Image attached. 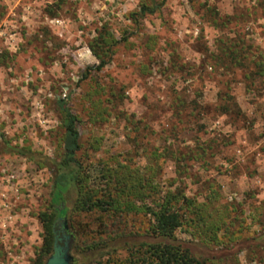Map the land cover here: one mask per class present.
<instances>
[{"label":"rangeland","instance_id":"rangeland-1","mask_svg":"<svg viewBox=\"0 0 264 264\" xmlns=\"http://www.w3.org/2000/svg\"><path fill=\"white\" fill-rule=\"evenodd\" d=\"M141 3L158 8L132 16ZM104 28L116 43L97 70L89 43ZM227 46L243 52L245 66L224 55ZM255 60L264 65V0H0V264H30L44 238L39 215L52 211L50 169L5 141L56 156L59 100L77 115L93 159L120 154L143 164L156 151L164 178L176 168L164 148L184 161L186 195L233 222L212 245L261 232L264 73ZM201 147L202 157H189ZM74 198L72 190L64 205ZM85 221L67 216L71 232ZM194 230L175 234L192 239ZM80 235L75 264L88 262L80 251L99 239ZM125 256L120 249L102 261ZM209 264H264V247Z\"/></svg>","mask_w":264,"mask_h":264},{"label":"trees","instance_id":"trees-1","mask_svg":"<svg viewBox=\"0 0 264 264\" xmlns=\"http://www.w3.org/2000/svg\"><path fill=\"white\" fill-rule=\"evenodd\" d=\"M157 8L155 3H141L139 10L133 12L132 16L154 13ZM53 15L55 13L51 12L50 16ZM115 43L106 28L89 43L98 59L97 70L110 62ZM224 55L234 60V66H245L241 50L227 46ZM255 61V73H264L261 60ZM57 103L63 133L56 156L42 155L5 141L10 151L27 157L41 167H47L52 174V211L39 215L44 238L30 264H44L52 254L53 223L57 217H64L67 222V216L71 219L89 218L80 231L69 230L70 245L79 234H82L80 237H99L86 243L80 251L88 264H108V260L102 261L103 257L115 254L120 249L125 250L126 256L116 264H209L245 249L264 247V229L246 239L212 245L219 244L216 231L223 226L228 228L233 222L220 219L214 210L208 212L206 208L211 206L209 202L197 203L186 195L183 178L187 165L184 161L185 165H180V158L171 149L164 148L161 153L164 158L172 159L176 167L174 176L168 178L160 176L162 167L157 162L156 151L143 164H138L129 155L120 158V154L93 159L82 141L77 115L65 101L59 100ZM222 110L227 113L229 107L224 106ZM204 152L205 148L201 147L194 155L188 156L197 159ZM72 190L75 198L69 208L64 202ZM182 226L195 229L199 235L197 239L178 237L175 233Z\"/></svg>","mask_w":264,"mask_h":264},{"label":"water","instance_id":"water-1","mask_svg":"<svg viewBox=\"0 0 264 264\" xmlns=\"http://www.w3.org/2000/svg\"><path fill=\"white\" fill-rule=\"evenodd\" d=\"M57 224L62 225L63 231H64V243L59 244L58 242L62 240V237L54 230ZM53 230H54V237L55 241L53 243V252L52 254L47 258L44 264H75L76 259L75 257L70 253V241H71V234L68 228H66L64 224V217H58L54 224H53Z\"/></svg>","mask_w":264,"mask_h":264},{"label":"flooded vegetation","instance_id":"flooded-vegetation-1","mask_svg":"<svg viewBox=\"0 0 264 264\" xmlns=\"http://www.w3.org/2000/svg\"><path fill=\"white\" fill-rule=\"evenodd\" d=\"M64 224H65L66 228H68V230H69V227L67 225V222H66V219L65 218H64ZM54 230H56V232H58V234L62 237V240L59 241L58 243L63 245V243H64L65 240H64V237H63L64 236V231H63L62 225L57 224L56 227L54 228ZM54 230H53V232H54ZM54 241H55V237H54ZM70 253H71V251H70Z\"/></svg>","mask_w":264,"mask_h":264}]
</instances>
